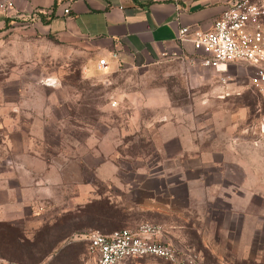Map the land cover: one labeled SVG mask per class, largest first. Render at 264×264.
<instances>
[{"label": "rangeland", "instance_id": "374dc122", "mask_svg": "<svg viewBox=\"0 0 264 264\" xmlns=\"http://www.w3.org/2000/svg\"><path fill=\"white\" fill-rule=\"evenodd\" d=\"M103 58L109 64L100 70ZM200 67L195 56L113 62L89 39L62 40L30 21L1 31L0 174L4 182L6 174L12 180L17 173L6 171L9 161L24 165L25 190L12 199L23 204L4 206L0 217H9L6 222L21 228L31 244L22 262L5 257L13 254L2 249L0 264H97L86 239L91 231L106 234L143 223L160 225L164 240L194 250L206 264H264V85L248 66H231L225 75H205ZM204 80L230 87L224 106L237 107L236 128L247 132L237 149L253 160L247 171L253 173L255 188L254 212L248 218L254 226L251 238L249 229L240 236L241 215L233 221L217 212L221 227L235 228L225 229L230 244L226 231H217V241H211L216 249L204 245L201 216L195 207H185L184 187L174 201L167 195L176 176L169 182L144 178L150 173L165 178L182 168L190 175L201 173ZM217 120L223 126L233 117ZM172 133H185L189 149L166 142ZM244 168L232 167L239 181ZM112 173H117L114 181L101 179ZM5 200L1 192L0 201ZM155 205L160 209H152ZM87 210L119 214L99 221L85 215ZM251 239L252 249L246 243ZM243 256L255 261L239 259ZM125 264L174 263L147 257Z\"/></svg>", "mask_w": 264, "mask_h": 264}, {"label": "crops", "instance_id": "0c3cea01", "mask_svg": "<svg viewBox=\"0 0 264 264\" xmlns=\"http://www.w3.org/2000/svg\"><path fill=\"white\" fill-rule=\"evenodd\" d=\"M12 1L13 8L0 11V32L19 21H30L36 28L43 29L62 40H71L76 36L89 39L95 43V47L102 55L111 58L113 62L137 61L146 64L165 58L194 56L192 44L178 39L179 29L189 26L203 31L211 30L215 19L221 16L231 0ZM66 8H70L69 14L65 13ZM200 68L205 75L209 72L226 74L203 65ZM203 83L206 88L201 95V173L190 175L189 169L182 168L180 172L172 176L167 175L165 178L151 173L146 174L144 178L147 176L148 180L169 182L172 177H177V183H173L172 191L167 195L174 201L180 195L179 188L184 187L183 195L187 201L185 207L197 209L203 222L201 237L204 245L210 247L212 239L217 241V231L222 228L224 230L235 228V225L221 227L220 220L215 216L217 212L227 213L228 219L231 218L233 221H236L237 216H242V222L238 226L240 236L243 230L248 232V229L254 228L253 224L248 222V218L252 217L254 212L255 188L253 173L247 171V165H251L253 160L244 159L237 149L238 145L242 146L243 138H247V132L236 128L237 107L224 106L230 99L228 98L230 87L226 88L221 83L208 80H204ZM217 116H232L233 121L219 126ZM219 133L222 135L221 140ZM173 141L178 143L179 149H189L185 133H172L166 142ZM230 153L232 155H229ZM243 153L247 155L246 152ZM9 162L10 166L6 171L12 169L17 176L14 175L11 180L9 174H6L4 182L0 174V193L4 192L6 196L5 204L0 201V210L4 206L17 208L18 200L12 199L17 192L25 190L21 177L25 166L17 161ZM239 165L245 166V174L240 181L236 173L232 172V167L237 168ZM227 166H230L228 173ZM241 168L243 170V167ZM116 176L117 173L102 174L101 179L114 181ZM261 193L263 197L264 189ZM22 204L21 202L19 205ZM221 204L227 205L228 208L224 210ZM154 207L156 208L152 209H160L158 205ZM8 218L0 217V221H7ZM225 231L224 236L228 238L229 244L233 243L229 232ZM249 232L251 238V230ZM215 242L211 244L214 249L218 246ZM246 243L252 249L254 240L251 239L249 242L246 240ZM214 249L211 251L214 252ZM239 259L250 263L255 261H252L254 258L250 256ZM261 261L264 262V259Z\"/></svg>", "mask_w": 264, "mask_h": 264}, {"label": "built area", "instance_id": "2783aa9c", "mask_svg": "<svg viewBox=\"0 0 264 264\" xmlns=\"http://www.w3.org/2000/svg\"><path fill=\"white\" fill-rule=\"evenodd\" d=\"M12 0H0V11L13 8ZM70 13V8L65 9ZM181 42H190L195 59L205 67L227 73L231 66L254 68L264 85V0H231L211 30L183 26L178 31ZM109 61H99L100 70ZM160 225L143 223L110 233L91 231L86 239L96 255L97 264H125L129 260L158 257L174 264H206L194 250H181L164 240Z\"/></svg>", "mask_w": 264, "mask_h": 264}, {"label": "trees", "instance_id": "16d2710c", "mask_svg": "<svg viewBox=\"0 0 264 264\" xmlns=\"http://www.w3.org/2000/svg\"><path fill=\"white\" fill-rule=\"evenodd\" d=\"M117 211H95L91 214V212L87 210L85 212V215H89L91 216V218L100 221L116 218L119 214V212L117 213ZM29 244H31L30 240L24 235V232L21 228L14 226L6 221H0V251L3 249L6 252H12L13 254V256H8L7 254V256L5 257H9V259H16L19 262H22L21 257L23 256V253L30 251V248L28 247ZM32 246H35V243H33ZM49 254L50 253L46 254V256H48Z\"/></svg>", "mask_w": 264, "mask_h": 264}]
</instances>
